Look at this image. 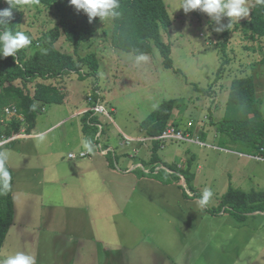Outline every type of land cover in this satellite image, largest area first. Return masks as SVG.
<instances>
[{"label":"rangeland","instance_id":"obj_1","mask_svg":"<svg viewBox=\"0 0 264 264\" xmlns=\"http://www.w3.org/2000/svg\"><path fill=\"white\" fill-rule=\"evenodd\" d=\"M256 1L245 0L247 17L233 18L231 24L224 17L217 24L201 11L185 13L182 0H165L172 25L162 31V39L171 46L173 69L165 68L155 45L140 62L138 55L113 47L112 19L96 24L78 50L65 37L57 41L64 53H95L99 70L85 80L72 74L52 81L71 98L62 105H44L30 135L63 123L42 137L0 147L13 170L11 193L20 215L29 213L32 224L42 228L32 239L18 236L21 227L28 226L18 215L0 258L24 251L35 256L36 264H264V212L241 220L230 209L220 208L221 197L230 189L264 192V159L239 144H222L217 129L228 112L236 78H254L264 114V38L246 39L242 26ZM24 4L21 30L31 38L26 48L31 55L49 43L59 19L53 9L35 0ZM221 25L223 30L216 31ZM95 90L102 102L93 107L90 94ZM168 100H177L182 108L174 112L173 126L193 142L166 140L159 151L161 163L155 166L191 163L195 191L187 192L196 193L191 198L175 180L164 185L141 175L142 167L145 173L152 171L153 146L139 142L147 137L141 123ZM229 115L244 118V108L234 105ZM85 141L91 143V151ZM72 153L76 158L69 157ZM45 183L46 194L40 186ZM65 184L73 185L64 194L52 189ZM182 185L188 189L183 180ZM205 188L213 197L201 207L198 201ZM28 195L31 205L24 203ZM55 201L68 207L59 208ZM64 211L76 215L62 220L61 229L53 227L50 222L58 212L66 217Z\"/></svg>","mask_w":264,"mask_h":264},{"label":"trees","instance_id":"obj_2","mask_svg":"<svg viewBox=\"0 0 264 264\" xmlns=\"http://www.w3.org/2000/svg\"><path fill=\"white\" fill-rule=\"evenodd\" d=\"M35 1L53 9L59 23L51 30V40L45 44L46 46L36 49L31 55H28L26 48L19 50L17 52L19 63H16L13 57H0V108L14 105L24 117V122L17 119L5 121L0 111V139L12 137L23 127L25 133L30 135L44 105L64 104L66 94L62 93L52 81L61 82L72 74L78 75L80 80H85L96 75L99 70V59L95 53L74 56L60 51L56 43L65 37L75 50H78L92 35L95 25L101 20L95 18L90 23L86 14L82 11L77 12L69 4V0ZM9 3L14 8L13 15L7 23L0 24V31L9 30L13 33L22 31L24 0H9ZM9 3L0 0V10L9 8ZM118 11L120 15L112 19V46L141 56L151 54L155 45L164 59L165 68L173 69L171 46L162 39V31H167L172 25L165 0H120ZM194 12L199 14L200 11ZM242 26L246 39L264 38V0L255 2L250 10L249 19ZM225 35L227 37L228 33ZM225 45L226 43L223 44V52ZM222 70L223 65L219 68V72ZM94 100L97 101L96 95ZM234 105L244 108V118H233L229 115ZM180 107L177 100H168L160 104L141 123L145 135L162 136L170 126H173V114L175 111H181ZM227 107V114L217 125L218 132L222 134L221 143L239 144L248 154L253 153L254 156L264 159V114L253 77L233 79ZM86 128L84 127V132H87ZM164 142L152 141L150 164L152 172L145 173L141 169V175L155 178L164 185H169L175 180L182 187L186 198L196 196V193L193 196L188 194L189 192L193 194L195 191L193 190L195 174L191 171V163L186 167L162 163L170 172L160 169L154 173L155 164L161 163L159 151ZM181 177H184L188 189H184ZM13 183V170L4 161L3 166L0 167V254L13 224L14 205L11 193ZM220 208L230 209L239 219L244 220L249 214L264 212V192L246 193L230 189L221 197Z\"/></svg>","mask_w":264,"mask_h":264},{"label":"clouds","instance_id":"obj_3","mask_svg":"<svg viewBox=\"0 0 264 264\" xmlns=\"http://www.w3.org/2000/svg\"><path fill=\"white\" fill-rule=\"evenodd\" d=\"M9 3V0H6ZM69 4L73 6L77 12H83L91 23L93 19L99 18L105 22L114 19L120 15L118 9L120 8V0H69ZM10 7L0 10V24L7 23L13 15V6L9 3ZM180 9H183L185 13L199 10L206 13L209 17L214 19L217 24H220L224 17L230 18V24L233 18L240 19L247 17L249 9L245 6V0H182ZM227 25V27L230 26ZM223 25L218 27L216 31H222ZM31 38L23 31H15L13 33L9 30L0 31V57H13L16 63H19L17 59V52L21 49L27 48L31 45ZM147 57L141 55L137 57V62L145 61ZM85 147L89 151L92 150L91 143L85 141ZM7 157L4 154H0V167L3 166ZM5 174H7L5 172ZM213 192L210 188H205L201 194V198L198 204L201 207L206 206L211 198ZM0 264H36V258L34 255L24 251H17L10 253L0 258Z\"/></svg>","mask_w":264,"mask_h":264},{"label":"built area","instance_id":"obj_4","mask_svg":"<svg viewBox=\"0 0 264 264\" xmlns=\"http://www.w3.org/2000/svg\"><path fill=\"white\" fill-rule=\"evenodd\" d=\"M0 88H1V82H0ZM94 95L97 96V101L94 100ZM94 95L93 94H90L91 98H90V102H94L95 105H92L93 107L94 106H97L98 104H100L102 101H101V98L99 95V92H96V90L94 91ZM99 95V97H98ZM95 110H97V107L94 108ZM92 108V110H94ZM0 111H1V114L2 116L4 117L3 119L5 121H12L13 119H17V120H20L22 122H24V117L19 113L18 109L16 106L14 105H10V106H6L4 108H0ZM25 138H30L29 135H27L25 133V131L22 129L21 132L17 133V134H14L12 137H9V138H1L0 139V147L2 146H5L11 142H14L18 139H25ZM129 141H138L137 139H131V138H128ZM166 140H182V141H188V142H193L190 140V137L187 133H184L183 131L179 130V128L177 129V127H174V126H170L164 133L162 136H159V137H146L144 138V140H141L139 142H152V141H166ZM195 142L198 143L199 145H202V142L196 138L195 139ZM105 151L107 150H104L102 151L103 154H106ZM86 154L85 153H81L80 154V157H85ZM69 157L71 159L73 158H76V155L75 154H69ZM141 167V166H140ZM144 172H145V168L142 167L141 168ZM160 169H165L167 170L168 172H170V170L166 169L165 167L164 168H161L159 166L155 167L154 169V173H157ZM152 172V171H151ZM181 179L185 182V179L184 177H181Z\"/></svg>","mask_w":264,"mask_h":264},{"label":"crops","instance_id":"obj_5","mask_svg":"<svg viewBox=\"0 0 264 264\" xmlns=\"http://www.w3.org/2000/svg\"><path fill=\"white\" fill-rule=\"evenodd\" d=\"M63 91H65L66 92V90L65 89H62ZM71 98V96L69 95V94H66V98H65V101H64V103H67L68 102V99H70ZM68 121V120H67ZM63 123V121H60V122H58L57 124H56V126H59L60 124H62ZM56 126H54L53 128H51V129H49V130H47L46 132H44V133H42V134H39V135H29L30 136V138L31 137H33V138H35V137H42V136H44V135H46L47 134V132H49V131H51V130H53L54 128H56ZM97 135V134H96ZM96 135L94 136V141H96ZM144 136H146V135H144ZM97 142H98V140H97ZM1 149V148H0ZM6 163H7V161H6ZM8 164V163H7ZM60 165V164H59ZM9 166V165H8ZM10 167V166H9ZM60 167V166H59ZM11 168V167H10ZM12 169V168H11ZM76 175V174H75ZM73 184H65V187H62V189H58V190H56L55 189V187H53L52 186V189L56 192V193H59L60 195L61 194H64V193H66L68 190H71L70 188H69V186H72ZM14 186H15V180H14V183H13V188H14ZM41 186V188L45 191L44 193L46 194V183L45 184H43V185H40ZM40 186H38V187H40ZM74 186H76V189L78 188V187H80L81 186V184H78V185H74ZM13 188H12V193H13ZM36 188V187H35ZM12 199H13V205H14V217H13V224L11 225V227H10V229H9V231H8V233H10V232H12V229L13 228H15V227H17V222H18V215L21 217V219H20V221H21V223H25V221L28 223V226L27 227H21V229H22V231H25L24 232V234H22V231H18V236H21V237H26V238H28V239H32L33 238V235H32V233H35L38 229L39 230H41L42 228H40L41 226L40 225H37V224H32V220H31V215L29 214V213H27V212H24L22 215H20V213H19V210H18V203L16 202V200L13 198V195H12ZM32 201V199H31V196L30 195H28V197H25L24 196V203H25V205H31V202ZM56 202V201H55ZM57 203V205L59 206V208L62 206L63 207V209H66L67 207H68V204L67 203H63V202H56ZM64 215L66 216V217H60L59 216V212H58V214L54 217V219L50 222V224H53L52 226L53 227H55V226H58L60 229H61V226H60V222L62 221V220H65V219H73V217L76 215V213H65V211H64ZM25 220V221H24ZM29 228V229H28ZM7 233V236H6V239H5V241H4V243H3V246H2V249L4 248V246H5V242L7 241V239H8V236H9V234ZM1 249V250H2Z\"/></svg>","mask_w":264,"mask_h":264}]
</instances>
